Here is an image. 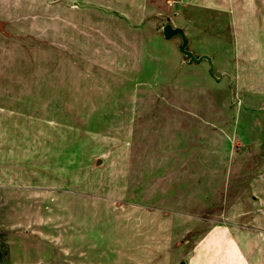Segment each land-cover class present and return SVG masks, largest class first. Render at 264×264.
I'll return each instance as SVG.
<instances>
[{"label": "rangeland", "instance_id": "374dc122", "mask_svg": "<svg viewBox=\"0 0 264 264\" xmlns=\"http://www.w3.org/2000/svg\"><path fill=\"white\" fill-rule=\"evenodd\" d=\"M146 1L0 0V264H264V0Z\"/></svg>", "mask_w": 264, "mask_h": 264}, {"label": "crops", "instance_id": "0c3cea01", "mask_svg": "<svg viewBox=\"0 0 264 264\" xmlns=\"http://www.w3.org/2000/svg\"><path fill=\"white\" fill-rule=\"evenodd\" d=\"M108 2H110L111 3V11H113L114 13H119V14H121V16H125V17H127L128 16V14H133L132 12H137V11H139V12H141V13H144V12H147V10H146V8H145V5H146V0H144L143 2H142V4L140 5L139 4V2H138V0H107ZM74 3V5L76 6V2H73ZM81 6V5H80ZM91 6L90 5H87V4H84V6L82 7L81 6V8H83V9H87V8H90ZM133 16V18H135L136 19V16H134V15H132ZM124 17V20H126V21H129L127 18H125ZM129 17V16H128ZM170 24H174V23H170ZM175 26H177L176 24H174ZM140 25H138L137 27H138V29L139 28H141V27H139ZM178 27H181V28H183L184 30H185V27L184 26H181V25H179ZM140 30V29H139ZM191 31H193V30H191ZM186 33V32H185ZM160 35V37H163L164 38V36L161 34V33H159ZM186 35H187V33H186ZM187 37H188V35H187ZM164 39H166V38H164ZM167 40V39H166ZM172 40V39H171ZM191 44H193V40L190 38V44L189 45H191ZM181 47V46H180ZM156 50V49H155ZM179 50H180V48H179ZM192 51V50H191ZM180 54V62H179V64H178V66L177 67H179V68H181V73H182V75L183 76H186V74L187 73H189L190 71H194L193 70V68H191V66L192 65H196V64H192V65H187L186 63H185V61L186 60H184L185 59V57L183 56V54L180 52V51H178ZM195 53V52H194ZM161 54V53H160ZM195 55L197 56V54L195 53ZM155 57H156V59H159V56H158V58H157V55L155 54ZM164 57H165V59H168V56H166L165 54H164V52L162 51V55H160V59H159V66L157 65L158 63H155V62H151L148 66L149 67H151L150 69H153V67L155 68L156 66H157V68H159L160 66H162L163 65V63H164V61H165V59H164ZM178 57V56H177ZM213 58V57H212ZM182 62H183V64H182ZM201 65V64H200ZM191 68V69H190ZM159 70V69H158ZM164 71H165V68H164ZM166 73H167V69H166V71H165ZM245 73V72H244ZM239 76H241L240 75V72H239V74H238ZM182 77V76H181ZM183 81V79H181V82Z\"/></svg>", "mask_w": 264, "mask_h": 264}, {"label": "water", "instance_id": "95a60500", "mask_svg": "<svg viewBox=\"0 0 264 264\" xmlns=\"http://www.w3.org/2000/svg\"><path fill=\"white\" fill-rule=\"evenodd\" d=\"M76 6L81 7L80 4L77 2H76ZM160 33L167 40H171V39H174L176 37H179L181 39L182 44L180 47V52L186 58L185 63L187 65H192V64L200 65L204 61H207L210 64V70H209L210 74L215 76L214 70H213V68H214L213 58L211 56H207V55L196 56L193 51L189 50L188 48H189L190 40L188 39V37L185 33V30L183 28L175 26L174 24H167L161 28ZM102 165H103V161L99 160L97 162V166L99 167ZM180 264H185V262H181Z\"/></svg>", "mask_w": 264, "mask_h": 264}, {"label": "flooded vegetation", "instance_id": "af4514ba", "mask_svg": "<svg viewBox=\"0 0 264 264\" xmlns=\"http://www.w3.org/2000/svg\"><path fill=\"white\" fill-rule=\"evenodd\" d=\"M189 49V48H188ZM190 50V49H189Z\"/></svg>", "mask_w": 264, "mask_h": 264}]
</instances>
